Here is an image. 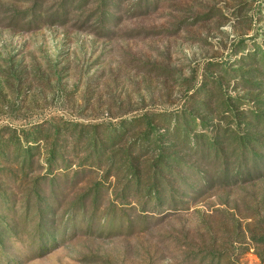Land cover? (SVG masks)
<instances>
[{
	"label": "rangeland",
	"instance_id": "obj_1",
	"mask_svg": "<svg viewBox=\"0 0 264 264\" xmlns=\"http://www.w3.org/2000/svg\"><path fill=\"white\" fill-rule=\"evenodd\" d=\"M0 264H264V0H0Z\"/></svg>",
	"mask_w": 264,
	"mask_h": 264
}]
</instances>
